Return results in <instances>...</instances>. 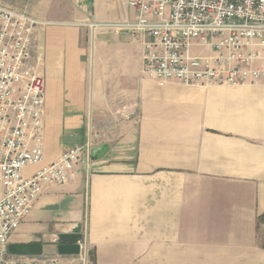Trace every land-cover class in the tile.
<instances>
[{
	"label": "crops",
	"instance_id": "obj_1",
	"mask_svg": "<svg viewBox=\"0 0 264 264\" xmlns=\"http://www.w3.org/2000/svg\"><path fill=\"white\" fill-rule=\"evenodd\" d=\"M131 0H0L40 23L44 160L86 145L74 177L45 183L10 244L89 264H264V76L252 85H161ZM80 248V247H79Z\"/></svg>",
	"mask_w": 264,
	"mask_h": 264
},
{
	"label": "built area",
	"instance_id": "obj_2",
	"mask_svg": "<svg viewBox=\"0 0 264 264\" xmlns=\"http://www.w3.org/2000/svg\"><path fill=\"white\" fill-rule=\"evenodd\" d=\"M135 15L118 27L143 38V72L161 85H252L264 76V0H131ZM40 22L0 4V264H89L79 252L57 258H12L10 240L45 183L71 180L86 145L66 148L31 176L45 158V77L31 62ZM197 49V53L193 50Z\"/></svg>",
	"mask_w": 264,
	"mask_h": 264
},
{
	"label": "water",
	"instance_id": "obj_3",
	"mask_svg": "<svg viewBox=\"0 0 264 264\" xmlns=\"http://www.w3.org/2000/svg\"><path fill=\"white\" fill-rule=\"evenodd\" d=\"M79 244L77 239H70L64 248L67 249V253L76 254L79 252ZM10 254H23V255H41L42 245L41 244H10L9 245Z\"/></svg>",
	"mask_w": 264,
	"mask_h": 264
},
{
	"label": "rangeland",
	"instance_id": "obj_4",
	"mask_svg": "<svg viewBox=\"0 0 264 264\" xmlns=\"http://www.w3.org/2000/svg\"><path fill=\"white\" fill-rule=\"evenodd\" d=\"M197 52H198L197 49H194V50H193V53H197ZM11 256H12V258H14V259H20V258H19V257H20L19 254H12Z\"/></svg>",
	"mask_w": 264,
	"mask_h": 264
},
{
	"label": "trees",
	"instance_id": "obj_5",
	"mask_svg": "<svg viewBox=\"0 0 264 264\" xmlns=\"http://www.w3.org/2000/svg\"><path fill=\"white\" fill-rule=\"evenodd\" d=\"M261 220H264V214L261 216Z\"/></svg>",
	"mask_w": 264,
	"mask_h": 264
}]
</instances>
